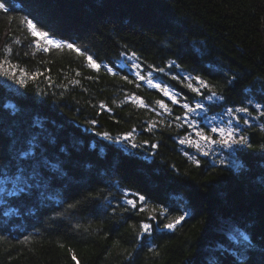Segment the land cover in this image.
I'll list each match as a JSON object with an SVG mask.
<instances>
[{
	"label": "trees",
	"instance_id": "trees-1",
	"mask_svg": "<svg viewBox=\"0 0 264 264\" xmlns=\"http://www.w3.org/2000/svg\"><path fill=\"white\" fill-rule=\"evenodd\" d=\"M9 7L10 15L36 18L57 39L75 41L134 82L88 69L67 49L37 51L18 19L9 23L0 13V58L43 73L24 86L0 75V165L12 173L37 168L50 183L43 196L33 188L13 197L3 189L21 185L0 178V264H74L69 249L80 264H234L230 253L243 250V234L253 245L247 264H264V125L247 131L252 147L237 151L239 167L194 154L179 143L186 134L175 121L182 107L142 81L137 87L135 70L120 67L131 63L123 53L134 51L143 73L148 65L165 67L153 76L181 101H202L213 113L244 106L254 112V104L264 105V0H11ZM173 60L181 67L168 69ZM189 73L207 80L223 101H206L171 79ZM131 94L148 107L124 102ZM159 99L171 116L157 115ZM133 128L142 147L97 135L115 138ZM30 148L32 158L21 157ZM123 190L144 195L146 210L139 212L138 203L125 211ZM89 193L98 199L86 200ZM76 201L82 203L68 209ZM184 211L190 215L181 225L164 228ZM142 223L151 233H142Z\"/></svg>",
	"mask_w": 264,
	"mask_h": 264
},
{
	"label": "snow or ice",
	"instance_id": "snow-or-ice-1",
	"mask_svg": "<svg viewBox=\"0 0 264 264\" xmlns=\"http://www.w3.org/2000/svg\"><path fill=\"white\" fill-rule=\"evenodd\" d=\"M11 0H0V13L4 14L7 17V20L9 23L13 21H17L18 24L22 26L24 29L27 30V32L30 34L31 37H33L32 43L35 45V48L37 51H44L49 52L53 49L56 50H62L67 49L69 52H74L78 56L83 57L84 59V66L88 69L95 70L97 73L101 71V69H104L108 74H111L112 76L116 77L119 76L120 79L128 84L133 83L134 81L129 79L127 75H121L119 71H117L114 67L109 66L106 63L98 62V58L94 57L92 54L89 53V51L86 48H82L81 46L77 45L75 41H67L62 39H57L55 35L51 32V30H45L44 26L41 24L39 20L36 18H30L28 15H25L20 18H16L12 15H10V4ZM19 43V41H16ZM126 47V46H125ZM7 53H11L12 49L8 47L6 49ZM27 55V53H26ZM123 55L127 56V61H130L131 63H123L120 65L121 68H131L134 69L133 75L135 76L136 86L140 87L139 82H144L147 84L149 88H154L160 93H162L163 97L167 98V101H170L173 105H180L182 109L184 110L183 116H176L175 121H179L176 125L177 128H185L186 126V134L179 140V143L181 144H187L189 146H193L197 149L198 152L202 153L204 156L209 155V151H215L216 149L213 148V146H218L220 149H232L234 152L241 150L243 147L251 148L252 144L248 138L247 135L243 134V131L241 128L237 126H233V120H236L237 124H239L241 117H239L238 113H245L249 116H251V113L249 112V108L247 106L244 107H237L235 109L233 108H227L225 110V115L230 117L227 120V123L225 124L223 117H221L220 121L218 123H213V121L217 120L216 116L209 117L208 111L209 108L206 107L205 103L202 101H197L194 104L188 102L187 97H183V103H181V94L176 92L174 89H172L169 85L164 84L160 81H157L154 76L153 72H160L164 73L166 71L165 67H155L153 65H148V68L151 69V71H148L146 73H143L141 64L137 63L139 60V57L137 56L136 52L123 53ZM172 67L180 68L181 66L176 63L175 60L170 61L167 64V68L171 69ZM77 75H80L79 72L76 73ZM0 75L6 76L9 79L15 80L16 83H19L20 85L24 86L28 83L29 80H35L38 76L43 75V73L40 72H31L29 73L24 68L19 67V65L12 64L11 61L8 59V56L5 55L4 57L0 58ZM50 79V77L48 78ZM172 80H176L179 83H181L185 88H187L190 92L195 93L196 96H203L204 100L209 102H219L223 101L224 97L222 95H218L216 91H214V86L211 85L207 80H205L202 76L199 74L193 76L192 74H185L183 75V78H181L180 75H171ZM236 80V76L231 77L230 80H228V83L231 84L233 81ZM72 85H79V80H71L69 81ZM202 90H207L210 94L207 96H204V92ZM262 92H264V86L260 89ZM131 101L133 104L140 108H147L148 105L145 103V101L135 94L126 95L125 101ZM156 106L162 110V112H157V115H162V113H166L167 115H172V109L169 106V103H166L165 99H159L156 100ZM249 104H252L253 101L249 100ZM105 106L102 104L101 108H104ZM255 108L257 111H259L260 116H264V111H261L262 108H264V105H261L259 103L255 104ZM153 111H156V108L152 109ZM110 111V109H109ZM203 117V122L208 125L209 130L206 131L204 127H201V121L197 119V117ZM91 124L95 125L96 121L92 120L90 121ZM163 123V121H161ZM244 125H249V120L244 119L243 120ZM223 125V126H221ZM157 126L156 122H150L147 128V131L151 132L155 127ZM171 127V124L168 125ZM187 129H190L191 131H187ZM264 130V129H262ZM135 133L136 129L133 128L128 133L117 136L115 138L111 137L109 133L103 132V133H97V135H101L106 139L114 140L116 143H121L123 141H127L131 144L132 148L142 147V144L135 143ZM194 134V135H193ZM213 134H218V138H214ZM143 144H148V141H144ZM234 145L241 146L240 148H233ZM157 144H151V148L155 149L157 148ZM261 151H264V145H261ZM21 157H27L32 158L33 155V149L30 148L26 152H22ZM185 155H188L185 153ZM190 160L193 161L196 165L200 164V161L196 159L193 156L188 157ZM221 163H224V160H221ZM234 167H239V165L234 164ZM27 173V174H26ZM0 178H2L5 183L13 182L17 185H21L20 187L14 189L11 193H7V189L4 188L6 194H9L13 197L17 196L20 193H31L33 188H36L38 190H41V196L44 195V193L48 190L50 187V183L44 180L43 174L37 169L33 168L32 171L27 172L26 169L23 167H17L16 172L12 173L10 172L6 166L0 165ZM259 182L261 185H264V174H262L259 177ZM124 195V203L130 206L129 208H125V211H129L131 209H137L138 203L141 205L138 208L139 212H144L146 210V206L143 204V202L146 200V197L144 195H141L139 193H129L127 190H123ZM132 195L137 197V199H129L128 196ZM99 194H92L89 193V196L85 199H91L96 200L98 199ZM57 203H63L59 199V197H56ZM82 201H76L75 203L68 204V209H76ZM160 214L162 216H166L168 214V208L161 207L159 209ZM63 213H57V216H62ZM190 213L188 211H184L183 214L175 216L173 219H171L168 223L164 224V228L169 230H175L178 225H181L182 222L185 221L186 217H188ZM151 219H155V217H150ZM77 228H79V225H76ZM142 229V233H151L152 226L148 223H142L140 225ZM0 239H3L2 236H0ZM29 237H25L24 241L27 242ZM118 243V242H117ZM62 246V245H61ZM253 245L251 243V239L248 235L243 234L242 235V241H241V248L242 251L237 249L235 253H230L234 255V264H247V257L246 252L248 249L252 248ZM223 251L228 252L229 249L224 248ZM71 254V259L74 262V264H80V260L77 258L76 253L72 250H68Z\"/></svg>",
	"mask_w": 264,
	"mask_h": 264
},
{
	"label": "rangeland",
	"instance_id": "rangeland-1",
	"mask_svg": "<svg viewBox=\"0 0 264 264\" xmlns=\"http://www.w3.org/2000/svg\"><path fill=\"white\" fill-rule=\"evenodd\" d=\"M197 102V101H195ZM194 102V103H195ZM181 103H183V101H181ZM193 103V104H194ZM255 106V104H254ZM227 108H223L220 112H217V113H213V112H208V116L209 117H212V116H216L217 117V120L216 121H213V123H218L221 119V117H223V120L225 122V124L227 123V120L230 118L228 117L227 115H225V110ZM261 111H264V108L261 109ZM251 113V116L245 114V113H238L237 115L239 117H241V120L239 122V124H237L236 120H233V126H237L239 128L242 129L243 131V134L247 135L248 136V130L252 127V126H259V127H262L264 125V116H260L259 114V111L254 110V112H250ZM198 120L201 121V123L204 124V128L206 131L209 130L208 128V125L205 124L203 122V117H197ZM244 119H247L249 120V125H244L243 124V120ZM223 126V125H221ZM201 127H203L201 125ZM194 135V134H193ZM214 138H218V134H213ZM187 145V144H185ZM189 146V145H188ZM190 147V150L194 153V154H197V153H200L197 151V149L193 146H189ZM241 146H238V145H234L233 148H240ZM214 149H216L215 151H209V157L214 160V161H221V160H224L225 163L227 164H230V165H239L241 161H239L237 159V151H233L232 149H220L218 146H213ZM245 148V147H244ZM243 149V148H242ZM202 154V153H201Z\"/></svg>",
	"mask_w": 264,
	"mask_h": 264
},
{
	"label": "water",
	"instance_id": "water-1",
	"mask_svg": "<svg viewBox=\"0 0 264 264\" xmlns=\"http://www.w3.org/2000/svg\"><path fill=\"white\" fill-rule=\"evenodd\" d=\"M178 264H188L187 260H182L181 262H179Z\"/></svg>",
	"mask_w": 264,
	"mask_h": 264
}]
</instances>
